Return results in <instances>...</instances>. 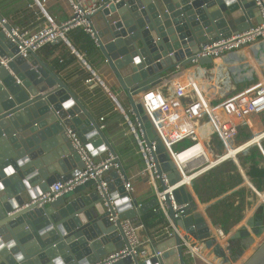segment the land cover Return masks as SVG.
Instances as JSON below:
<instances>
[{
	"label": "water",
	"instance_id": "1",
	"mask_svg": "<svg viewBox=\"0 0 264 264\" xmlns=\"http://www.w3.org/2000/svg\"><path fill=\"white\" fill-rule=\"evenodd\" d=\"M259 11L254 0H103L102 7L87 16L94 23L95 47L126 91L157 171L165 172L171 185L180 182L181 175L136 95L174 69L194 61L200 66L213 64L211 57H197L201 47L260 24ZM3 17L0 12V21ZM5 28L10 31L11 25ZM68 45L91 68L73 44ZM0 56L11 58L8 68L0 65V264H106L107 256L127 243L120 220L139 223L137 214L152 209L157 199L137 209L138 201H128L117 177L109 183L119 212L116 224L110 221L114 209L104 205L107 195L102 197L97 190L100 180L78 185L52 202L41 199L51 185L70 180L83 167L66 134L68 128L93 156L98 148L109 150L121 171L125 169L97 117L37 53L18 55L2 28ZM91 73L112 94L93 68ZM173 195L181 212L174 217L169 202L175 227L189 241H203L210 256L227 264L245 257L264 235V222H255L252 214L229 235L227 256L212 237L198 198L185 185ZM258 207L264 212V204ZM158 252L146 261L126 256L110 264H188L176 232L157 245ZM242 264H264V240Z\"/></svg>",
	"mask_w": 264,
	"mask_h": 264
},
{
	"label": "built area",
	"instance_id": "2",
	"mask_svg": "<svg viewBox=\"0 0 264 264\" xmlns=\"http://www.w3.org/2000/svg\"><path fill=\"white\" fill-rule=\"evenodd\" d=\"M58 2L66 4L68 8L66 11H68L69 17L62 24H59L50 14L48 10L49 0H33V6H36L35 12L37 14L35 18L37 25L35 26H22L16 22L17 18L13 16L3 17V20L0 21V28L17 46L18 55L27 58L30 53L38 54L46 44L55 43L59 39L69 46L68 42L70 41L67 34L75 29L83 30L97 42L93 30L94 23L87 16L100 9L103 0H58ZM254 2L260 10L262 19L260 24L251 26L241 32L232 33L229 37L213 41L211 44L201 47L197 57H211L215 61L217 58L226 56L227 53H241V64L244 61V67L247 66L251 69L257 78L256 82L244 90L217 98L212 92L211 85L205 84L202 77L195 75L199 89L190 73L184 71L174 74L172 79L166 80L161 85L155 84L136 95L181 175V181L177 184L171 185L165 172L159 175L136 115L133 113V116L127 109L125 110L113 92L112 94L108 93L121 111L135 138L138 152L143 158L145 168L140 174L147 178L153 195L157 199V203L153 207V213L164 217L166 225L164 235L167 238L173 237L175 232L181 236L184 243V254L190 261L189 264L227 263L205 253L201 248L203 241H189L175 227L169 202L176 213L174 217L178 218L181 212H178L180 206L175 201L174 190L181 185H185L195 195L194 183L196 179L229 161L235 164L238 174L244 179V173L247 172L246 168L240 163V154L251 147H257L264 155L262 145L264 140V0H254ZM7 24L11 25L10 31L5 28ZM72 52L76 55L74 50ZM10 60V57L0 56V65L8 68ZM60 61L64 62V59L60 58ZM192 65L200 66L197 61H194ZM84 66L87 67L85 64ZM91 68L87 67L90 72ZM186 73H188L187 76H185ZM94 79L95 76L87 78L85 82L89 83ZM170 84L173 85V89H171ZM191 87L197 90V98L187 101L186 93ZM214 101L217 102L213 103ZM104 120V117H100L101 129L106 127L103 124ZM205 123L211 126V131L208 134L209 140L202 139L198 134V128ZM66 134L74 151L83 163V167L80 173L70 180L58 181L51 185L50 190L42 195L41 199L47 203L52 202L78 185L89 180H100L97 190L102 197L105 194L107 195L108 199H104V205L107 208L112 207L114 209V214L110 213V221L116 224L119 219V212L114 199L110 195L109 183L111 180H107L106 176L109 172L117 171L129 202L134 200L135 180L121 171L120 164L115 162V157L112 154L106 159L97 160L76 132L68 128ZM247 134H249V137L246 136ZM257 136H259V140L254 141ZM213 140L218 141L217 146L212 145ZM154 146L155 142H153V148ZM230 146L234 147L236 154L226 158V152L231 151ZM242 146L243 149H241ZM208 150L214 154V159L210 158ZM195 197L198 198L197 195ZM141 206L139 205L137 209ZM120 221L127 243L119 250L109 254L105 259L106 264L126 256H137L139 262H142L160 255V252L150 253L146 248H143L145 241H143L140 234L143 225L139 226L128 218H123ZM210 229L212 237L217 240L220 236L225 237L227 235L220 226L210 225ZM150 240V238H147V242ZM227 241L228 239L225 241L226 247L220 246L225 249V254L229 256ZM230 264H234V262L231 261Z\"/></svg>",
	"mask_w": 264,
	"mask_h": 264
},
{
	"label": "crops",
	"instance_id": "3",
	"mask_svg": "<svg viewBox=\"0 0 264 264\" xmlns=\"http://www.w3.org/2000/svg\"><path fill=\"white\" fill-rule=\"evenodd\" d=\"M33 5V0H0V12L4 17L13 16L17 18L16 22L22 26L31 27L37 25L35 22V18L37 15L35 12L36 6ZM48 10L59 24H62L69 17L68 11H66L68 10L66 4L59 3L58 0H49ZM78 44L81 48L80 51L82 52L80 54L91 65L93 70H95L102 81L110 88V90L117 97L118 101L125 108V110L127 109V111L131 112L133 115L127 93L120 85L115 76V73L112 71L103 55L98 51L96 47L92 49L89 48L88 50L86 49V44L84 42H79ZM52 45H55V48L51 52L44 51V49H42V51L38 53V55L42 60H44L52 68H54V70L69 85V87L74 91L78 98L97 117L99 122L100 117L105 118L103 124L106 127L102 130L105 132L113 148L117 152L125 169L126 175L129 177H133V179L135 180L134 199L138 201L139 205H143L146 202L152 200L155 197L153 195L151 187L147 182V178L140 174L145 168L143 158L138 152L135 138L131 133L129 126L126 124L121 111L118 109L113 99L96 78L89 83L85 82L87 78L94 77L93 74L87 69V67L84 66L79 57L72 52V49L67 46L64 41L59 39L57 42L52 43ZM240 54L241 53L235 54V52L227 53L226 56L217 58L211 65H189L187 67L174 69L167 74L162 75L161 80L159 83H157V85H161V83H164L166 80L172 79L174 74L180 72L182 73L184 71H193L195 75L200 76V69H204L206 71L203 75L204 77H200L203 78V82L205 84L211 85L212 92L215 94V96L217 98H221L231 94L232 91L234 93L236 89L234 88L236 87L235 84L231 83L232 80H229V78H227L229 70L231 72L235 68L239 69L237 71V74H239V71H241L242 75L243 72L246 73L245 77L241 76V82L239 81L241 83L240 89L244 90L253 84L251 80L255 78V75L252 74L253 72L249 67H244V61L241 64L240 59L242 55L240 56ZM60 58H63L64 62H61ZM217 61H221V63L224 64V70H222L221 76L217 78L218 84H216V81L213 80L211 74V71L215 68ZM227 68L228 73L226 71ZM223 84L225 86H223ZM217 87H223V90L218 89ZM196 93L197 92H195L194 90H188L186 94L187 101L196 99ZM207 126L211 131V126L208 123ZM207 140H209V138ZM98 150L99 153L94 156L97 160L106 159L111 154L109 150H103L101 148H98ZM114 172L116 171L109 172L108 176H106V178L110 179L112 182L113 180L114 182L118 180L117 175L113 176ZM247 176L245 175V173L244 179L238 176V181L236 180V183L231 185V188L233 187L232 189H234L236 187H245L247 184V186H252L254 188V191L256 190L260 194V197L264 200V192H260L257 188H255L253 183L248 178L249 176ZM244 180H246V182H244ZM111 181L110 183L112 184ZM228 189L229 187H226V189H224L223 192L221 191L219 195L217 194L215 198L226 192ZM115 190H119V187L116 185ZM195 195H197L201 207L203 208V210H205L207 204L205 202L208 201H203V198H200L196 191ZM153 214L152 216L147 217L148 221L154 217ZM137 216L139 217V223L136 224L139 226L143 225V228L140 229L141 238L143 239V241H145L143 244V248H146L150 253H155V248L157 247V245L167 239V237H165L164 235V228L166 226L164 218L163 221L157 223V225L147 227L144 225L143 219L141 218L142 214L138 213ZM147 238H150L151 240L147 242ZM194 241L196 240H193L192 242ZM201 248L203 251H205V253L210 255L209 251L204 250L203 245H201ZM220 260L223 261L222 259ZM171 264H175V262H172Z\"/></svg>",
	"mask_w": 264,
	"mask_h": 264
},
{
	"label": "rangeland",
	"instance_id": "4",
	"mask_svg": "<svg viewBox=\"0 0 264 264\" xmlns=\"http://www.w3.org/2000/svg\"><path fill=\"white\" fill-rule=\"evenodd\" d=\"M238 70L239 69L234 68L231 72L229 70V73H228V68L226 70L228 73L227 78H229V80H232L231 83L235 84L236 86L234 87L236 88L234 92L242 90L240 89L241 76L245 77V74H246L245 72H243V75H242L241 71H239V74H237ZM251 81L254 83L257 81V78L255 77ZM223 86L225 85L223 84ZM217 101H214L213 103H216ZM149 135H150V138H153V135L151 132ZM246 136L249 137V134H247ZM212 145L217 146L218 141L213 140ZM262 145L264 147V140H263ZM254 148L251 147L249 150L240 154L239 156L240 163L242 166L246 165V167H249L251 163H253L254 161V162H257L259 166L264 168V155L261 152V150H260V153H258L257 155L253 154V152L255 151ZM238 173L239 172L235 164L232 161H229V162H224L221 165L215 167L214 169L202 174L196 180L199 183V185L202 187L203 199L209 200L208 202H205L207 203L205 210L203 209L202 210L205 212V215L207 216L210 225L220 226L223 229L227 227L229 235L233 233L235 230H237V228H239L249 216H251L252 214H255L258 211H261L262 208L260 207L257 208V206L260 204H264L260 201V194L256 190L254 191L252 186H247L246 184L245 187H239L235 189H232L233 187L231 188V185L235 184L236 180L238 179V175H239ZM245 175L247 176V173H245ZM220 182L227 184L226 187L227 188L229 187V189L223 194H221L220 196H218L217 198H212L216 193H218L219 195V193L221 192L220 191L221 188L219 187L215 188V185L218 186ZM229 182L230 184H228ZM94 183L95 181L92 180L91 182H89L88 186L94 185ZM260 184L264 188V181H262ZM253 185L255 186V188H257V186L254 183ZM259 191L264 192V190H259ZM211 212L214 214V217L211 216L210 214ZM252 252L253 250L247 253L245 258H247V256L251 254ZM187 262L188 264L190 263L188 259H187ZM241 262H243V260Z\"/></svg>",
	"mask_w": 264,
	"mask_h": 264
},
{
	"label": "trees",
	"instance_id": "5",
	"mask_svg": "<svg viewBox=\"0 0 264 264\" xmlns=\"http://www.w3.org/2000/svg\"><path fill=\"white\" fill-rule=\"evenodd\" d=\"M67 36H68V39L71 41V43L76 47V49L80 53H82V52L80 51L81 48L79 47V44H78L79 42H81V43L84 42L86 44V49H88V50H89V48L90 49L95 48V41L87 33H85L81 29L72 30L67 34ZM54 48H55V45H52V43H48L43 47L44 51H50V52ZM254 149H255V151L253 152V154L257 155L258 153H260L259 148L255 147ZM243 166L246 167V165H243ZM246 168H247V174H248L249 178L251 179V181L257 186V188L259 190H264V188L260 184L262 181H264V168L259 167L258 163L254 162V161H253V163H251V165L249 167H246ZM228 184H230V182ZM226 185L227 184L220 182V184L218 186L215 185V188L219 187V188H221L220 191L223 192V190L226 189ZM213 186H212V188H213ZM194 187H195L196 192L200 196V198H203L202 197V195H203L202 187L199 185L198 182L194 183ZM217 194L218 193H216L212 198H215L217 196ZM203 201H209V200L203 199ZM215 203H217V202H215ZM213 205H215V204H213ZM152 214H153V209H150V210H148L142 214L141 218L143 219L144 225L147 227L157 225V223H160L161 221H163L164 217L160 216L158 214H153L154 217L148 221L147 217L152 216ZM210 214L212 217H214V214L212 212ZM224 230L226 232H228L227 227H225Z\"/></svg>",
	"mask_w": 264,
	"mask_h": 264
},
{
	"label": "bare ground",
	"instance_id": "6",
	"mask_svg": "<svg viewBox=\"0 0 264 264\" xmlns=\"http://www.w3.org/2000/svg\"><path fill=\"white\" fill-rule=\"evenodd\" d=\"M222 70H224V64L223 63H221V61H217L216 62V66H215V68L211 71V74H212V77H213V80H215L216 81V84H218V81H217V78L219 77V76H221V72H222ZM205 70L204 69H200V76H202V77H204L203 75L205 74ZM188 73H190V75H191V78L193 79V81L195 82V84H196V86L198 85V81H197V79L195 78V73H193V71H189ZM188 73H186V75L185 76H187L188 75ZM203 79V78H202ZM220 86V85H219ZM198 88H199V86H197ZM218 89H221V90H223V87L222 88H220V87H217ZM171 89H173V85H171ZM200 89V88H199ZM189 90H194L195 92H197V90H195V88L194 87H191ZM187 94V93H186ZM197 94V93H196ZM196 94H194V95H196ZM191 96V95H190ZM197 97V96H196ZM192 100V99H191ZM208 101V100H207ZM210 125V124H209ZM210 133V129L208 128V126H207V123H205V124H202V125H200V127L198 128V134H199V136L202 138V139H204V138H206V139H208V134ZM259 140V136H257L256 138H255V140L254 141H258ZM254 141H252V142H254ZM244 147L242 146V148L241 149H243ZM230 152H227L225 155H226V158H228L229 156H234L235 154H236V151H235V149L234 148H232V147H230ZM208 154H209V156H210V158H212V159H214L213 158V155L214 154H212V152L210 151V150H208ZM260 201L262 202V203H264V200L260 197ZM200 207H201V205H200ZM202 208V207H201ZM203 209V208H202ZM214 229H215V227H214ZM183 234H185V236H186V233H183ZM228 236H229V234H227L225 237H219L218 238V241H219V243H220V245L221 246H223V247H226V243H225V241L228 239ZM264 240V235L261 237V238H257L256 239V243H255V245L254 246H252L251 247V249L247 252V253H249V252H251L252 250H254L256 247L255 246H257L258 244H260L262 241ZM196 241H198V240H196ZM244 258L245 257H243V259H241V260H239L238 262H236V263H234V264H240V263H242L241 261L242 260H244ZM217 263V262H216ZM218 264V263H217Z\"/></svg>",
	"mask_w": 264,
	"mask_h": 264
},
{
	"label": "flooded vegetation",
	"instance_id": "7",
	"mask_svg": "<svg viewBox=\"0 0 264 264\" xmlns=\"http://www.w3.org/2000/svg\"><path fill=\"white\" fill-rule=\"evenodd\" d=\"M258 221H263L264 222V212L263 209H261V211H258L255 213V222ZM233 243L231 244V246L233 247Z\"/></svg>",
	"mask_w": 264,
	"mask_h": 264
},
{
	"label": "clouds",
	"instance_id": "8",
	"mask_svg": "<svg viewBox=\"0 0 264 264\" xmlns=\"http://www.w3.org/2000/svg\"><path fill=\"white\" fill-rule=\"evenodd\" d=\"M248 175V174H247ZM254 189V188H253ZM196 191V190H195ZM226 232V231H225ZM227 234H228V232H226ZM228 238H229V236H228Z\"/></svg>",
	"mask_w": 264,
	"mask_h": 264
}]
</instances>
